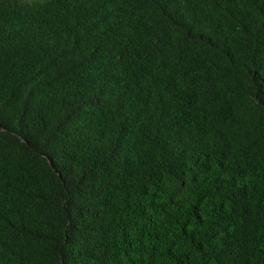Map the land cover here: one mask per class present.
<instances>
[{"label": "trees", "instance_id": "trees-1", "mask_svg": "<svg viewBox=\"0 0 264 264\" xmlns=\"http://www.w3.org/2000/svg\"><path fill=\"white\" fill-rule=\"evenodd\" d=\"M0 264H264V0H0Z\"/></svg>", "mask_w": 264, "mask_h": 264}]
</instances>
